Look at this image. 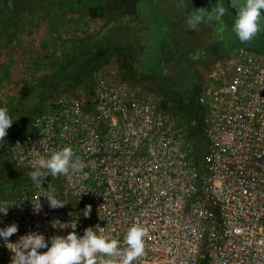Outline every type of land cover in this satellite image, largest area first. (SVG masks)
<instances>
[{"label": "built area", "instance_id": "2783aa9c", "mask_svg": "<svg viewBox=\"0 0 264 264\" xmlns=\"http://www.w3.org/2000/svg\"><path fill=\"white\" fill-rule=\"evenodd\" d=\"M87 95L59 97L7 136L8 157L27 173L66 146L85 165L82 174L46 176L42 188L31 182L17 198L0 196V208L16 205L0 216V228L18 227L9 242L66 236L72 230L53 222L78 217V237L103 227L121 251L131 226L145 228L144 255L132 264H264V52L238 47L204 69L202 153L141 85L98 73ZM43 188L65 206L50 208ZM3 245L0 264H11Z\"/></svg>", "mask_w": 264, "mask_h": 264}, {"label": "rangeland", "instance_id": "374dc122", "mask_svg": "<svg viewBox=\"0 0 264 264\" xmlns=\"http://www.w3.org/2000/svg\"><path fill=\"white\" fill-rule=\"evenodd\" d=\"M93 1L9 0L5 9L0 0V107H7L15 120L0 142V196L17 198L32 182L8 157L7 136L26 130L59 97L88 96L96 74L129 80L154 93L160 108L202 153L203 113L193 110L191 99L207 67L205 60L223 59L238 47L264 52V24L251 41L241 43L231 30L236 11L227 0H219L226 9L221 23L205 21L195 29L185 23L186 16L195 9H210L216 0H125L111 12V0H95L103 11L96 8L100 17L90 18ZM126 34L129 40L123 39ZM81 46L88 55L105 47V55L91 66L87 82L68 92L50 76L66 57L80 58Z\"/></svg>", "mask_w": 264, "mask_h": 264}, {"label": "clouds", "instance_id": "9594fccd", "mask_svg": "<svg viewBox=\"0 0 264 264\" xmlns=\"http://www.w3.org/2000/svg\"><path fill=\"white\" fill-rule=\"evenodd\" d=\"M229 3L231 8L237 9L232 32L241 43L251 41L264 24V0H229ZM225 12L223 3L216 0L210 9L199 8L192 11L186 16L185 23L190 29H195L205 21L221 23ZM220 31H223L222 27ZM14 121L7 107H0V142H4L7 129ZM84 167L72 147L66 146L59 151H53L47 158L36 159L34 168L27 175L34 185L42 188L46 176L82 174ZM43 197L52 209L65 206L62 200L57 199L54 190L46 188ZM14 206L16 205L12 203L8 207L0 208V216L6 215L8 209ZM39 208L38 202L33 211L36 212ZM90 212L91 206L85 205L83 217L87 218ZM77 222L78 217L66 224L53 222L55 226L72 230L66 236L51 237L46 242L42 234L31 232L19 237L14 243L9 242L8 238L18 231V227L16 223H11L0 228V240L12 254L11 264H116V257H120L119 264H132L136 258L144 255L147 231L139 225L134 224L128 229L121 251V241L103 234V227L85 228L83 235L78 237L75 233ZM39 249L46 251L38 252Z\"/></svg>", "mask_w": 264, "mask_h": 264}, {"label": "trees", "instance_id": "16d2710c", "mask_svg": "<svg viewBox=\"0 0 264 264\" xmlns=\"http://www.w3.org/2000/svg\"><path fill=\"white\" fill-rule=\"evenodd\" d=\"M5 2V9H7V7L10 6L9 4V0H4ZM111 0L110 2L107 3L108 5V10L111 12L114 8L115 5L116 6H121V4L125 3V0ZM98 2H95V0L93 1L92 5L88 8V14L90 16V18H98L100 17L99 14L96 13V8H101L100 11L102 12V5H96ZM112 38V35L109 36V39ZM124 40H129V34H126V36L123 37ZM119 41L120 38H116V41ZM84 46H81L80 52L78 54V57L80 58H74L77 57L75 55L72 56H68L66 57V61L63 64L62 68L59 71H56L55 73H53L50 78L52 80V83L57 82L58 85H60L61 87H63L66 91L70 92L71 90L76 89L79 86L84 85L87 82V77H85V75L88 73L89 69L91 68V66H94L97 64L96 60L102 56V58L104 57V52H105V47L104 48H96L95 51L92 55H88V54H84ZM82 53V54H81ZM231 53H229L230 55ZM205 56H208V54H204ZM160 58L162 57L161 54L159 56ZM159 58V60H160ZM202 57L198 60H201ZM99 60V59H98ZM215 60H213L212 58L209 60H205V65L208 66L211 63H213ZM204 62V61H202ZM192 74V72H191ZM166 75L163 74V78H165ZM189 76V75H188ZM3 77L0 75V80ZM60 80V81H59ZM182 81V80H181ZM161 83V81L159 82ZM180 86V84H179ZM198 90V89H197ZM196 95H197V91H195V95L192 97H195V100L192 101L191 99V104L193 105L192 108L193 110L199 114L201 113V109L199 107V105L197 104L196 101Z\"/></svg>", "mask_w": 264, "mask_h": 264}, {"label": "flooded vegetation", "instance_id": "af4514ba", "mask_svg": "<svg viewBox=\"0 0 264 264\" xmlns=\"http://www.w3.org/2000/svg\"><path fill=\"white\" fill-rule=\"evenodd\" d=\"M226 4H229V6H230L229 0L226 1ZM229 8H230V7H229ZM232 9H233L234 11L237 10L236 8H232ZM170 66H171V64H168V65H167V68L165 69V73H166V70H167V72L169 71Z\"/></svg>", "mask_w": 264, "mask_h": 264}, {"label": "crops", "instance_id": "0c3cea01", "mask_svg": "<svg viewBox=\"0 0 264 264\" xmlns=\"http://www.w3.org/2000/svg\"><path fill=\"white\" fill-rule=\"evenodd\" d=\"M234 11V10H233ZM229 55V54H228ZM206 67V66H205Z\"/></svg>", "mask_w": 264, "mask_h": 264}]
</instances>
